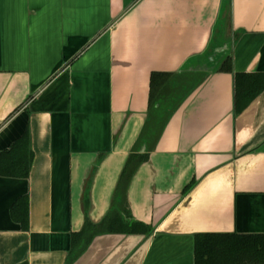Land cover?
<instances>
[{
    "label": "crops",
    "instance_id": "crops-1",
    "mask_svg": "<svg viewBox=\"0 0 264 264\" xmlns=\"http://www.w3.org/2000/svg\"><path fill=\"white\" fill-rule=\"evenodd\" d=\"M195 70L153 142L151 73ZM236 73L264 75V0H0V151L27 132L33 154L27 177L0 173V264H194L197 233H264V87L236 103ZM131 151L127 201L151 231L71 252Z\"/></svg>",
    "mask_w": 264,
    "mask_h": 264
},
{
    "label": "trees",
    "instance_id": "trees-1",
    "mask_svg": "<svg viewBox=\"0 0 264 264\" xmlns=\"http://www.w3.org/2000/svg\"><path fill=\"white\" fill-rule=\"evenodd\" d=\"M225 61H227V58L223 60V62ZM227 69L229 68L220 67V70ZM197 72L198 70L192 72L194 74L191 77L192 82L188 83L183 82L176 74L165 72L151 73L149 111L146 124L155 128L149 131L150 140L152 139L153 142L159 137L173 111L196 85L197 82L194 83L193 81L197 77ZM202 77L203 75L200 79ZM263 87V74H256L251 77V75L245 73H236V103L244 100L243 106H245ZM241 109L237 112L241 111ZM141 139L146 141L143 131L140 133L136 143H139ZM32 155L29 136L25 132L14 140L8 148L0 151V173L11 177H27L32 163ZM145 158V155L138 152L131 151L129 153L118 177L108 211L97 223L85 220L82 229L72 233L71 252L79 249L77 252L79 254L97 234L147 235L151 231L152 228L149 224L133 218L127 201V188L130 180L138 165ZM27 211L26 197L19 198L11 207L13 219L20 222L24 229H27L28 224ZM193 255L194 264H264V233H197L194 235Z\"/></svg>",
    "mask_w": 264,
    "mask_h": 264
},
{
    "label": "water",
    "instance_id": "water-1",
    "mask_svg": "<svg viewBox=\"0 0 264 264\" xmlns=\"http://www.w3.org/2000/svg\"><path fill=\"white\" fill-rule=\"evenodd\" d=\"M211 56H209V58H210Z\"/></svg>",
    "mask_w": 264,
    "mask_h": 264
},
{
    "label": "flooded vegetation",
    "instance_id": "flooded-vegetation-1",
    "mask_svg": "<svg viewBox=\"0 0 264 264\" xmlns=\"http://www.w3.org/2000/svg\"><path fill=\"white\" fill-rule=\"evenodd\" d=\"M207 58H208V56H207Z\"/></svg>",
    "mask_w": 264,
    "mask_h": 264
}]
</instances>
